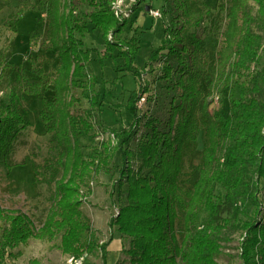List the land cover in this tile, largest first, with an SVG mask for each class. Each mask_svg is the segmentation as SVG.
<instances>
[{"label":"trees","instance_id":"trees-1","mask_svg":"<svg viewBox=\"0 0 264 264\" xmlns=\"http://www.w3.org/2000/svg\"><path fill=\"white\" fill-rule=\"evenodd\" d=\"M165 1L173 7L174 17L150 62L162 64L159 80L165 82L168 106L161 114L149 109L139 116V102L149 92L147 85H140L129 100L128 110L135 117L130 130L109 131L116 146L102 144L87 157L80 134L90 125L72 113L76 99L70 96L72 90L96 83L84 80L92 56L84 39L93 25L107 51L118 49L127 72L141 82L143 72L136 66L139 46L115 39L124 33L128 19L116 17L114 0H34L31 6L30 0H21L22 8L9 15L6 25L18 33L24 11L38 9V22L48 21L47 40L60 65L56 77L31 70L34 80L19 67L8 102L0 104V163L8 172L27 164L12 161L16 142L30 126L21 113L19 94L52 91V98H42L39 118L52 135L55 157L43 169L53 179L61 178L55 183L54 204L38 229L27 214L0 206V264L17 260L21 253L16 250L32 239L52 243L65 256L104 252L83 207L93 194L94 175H112L117 152L125 200L109 225L130 242L126 251L130 264H221L226 215L239 210L249 215L241 223V264H264V207L259 196L264 184V71L253 69L260 59L261 37L250 11L251 3L257 4L258 20L264 25V0H224L215 14L201 0ZM82 6L91 12L79 13ZM220 12H226L222 21ZM35 35L37 31L30 32V41ZM208 36L219 37L215 53L206 48ZM5 60L0 52V81ZM226 91L227 116L212 108L216 98L218 105L223 102ZM201 132L206 139L196 167L198 178L187 187L182 183L186 160L195 154ZM139 134L137 151L125 147ZM134 157L140 162L138 170L132 165ZM32 166L37 176L38 166ZM180 215L181 241L175 229Z\"/></svg>","mask_w":264,"mask_h":264},{"label":"rangeland","instance_id":"rangeland-1","mask_svg":"<svg viewBox=\"0 0 264 264\" xmlns=\"http://www.w3.org/2000/svg\"><path fill=\"white\" fill-rule=\"evenodd\" d=\"M224 0H201L213 14L218 13ZM34 0H30V6ZM21 0H0V52L5 54V68L2 70L4 78L0 81V104L8 102L11 90L17 84L19 67L22 66L27 71V76L35 79L31 75V70L42 69L46 74L52 77L57 76L60 60L56 53L50 49L47 40L48 21L38 22L41 18V12L30 11L29 7L24 11V17L19 22L18 33H13L6 25L9 15L22 8ZM147 7L158 10L162 17L152 18ZM259 6L251 3L250 11L255 17L254 30L260 35V59L258 64L253 66L256 71H264V25L258 20ZM91 12L88 7L82 6L79 13ZM221 13V12H220ZM28 14L31 15L35 22L28 20ZM226 12H222L219 20L222 21ZM26 16V17H25ZM174 17L173 7L165 0H136L129 5L127 12L128 23L124 33L116 37L118 40H130L139 46L136 66L143 72L141 82H138L134 76L127 72L125 61L119 57V50L113 52L107 51V46L102 34L94 26L89 24V33L84 39L86 48L92 50L91 61L86 68L85 73L88 75L85 81H95L92 87L88 86L71 91L70 96L76 99L71 111L75 116H81L87 120L90 125L88 132L83 131L80 134V144L84 147V154L87 157L94 149L102 147V144L116 146V140L109 131H128L132 127L135 117L128 110L129 100L134 91H138L140 85L148 86L149 92L144 97L153 98L139 104V116H143L147 110L153 112H164L168 106V95L164 88L165 82L159 80L161 76L160 63H151L150 57L152 52L160 47L164 36L165 27L169 26ZM31 31H37L34 39L30 41L29 34ZM109 39H113L112 36ZM206 48L215 53L219 47V37L208 36L206 38ZM206 83L203 84L205 89ZM21 113L29 122L30 126L21 134L15 145V152L12 161L21 164L26 161V166L15 167L8 172L0 163V206L5 210H17L27 214L36 229L40 228L51 207L55 201V183L53 179L44 172L43 166L49 159L55 157L53 145L51 142L52 135L48 134L40 121L39 113L41 101L45 96L53 97L52 91H46L38 96H29L20 93ZM237 95V93H236ZM223 102L218 105L216 98L212 108L220 109L225 116L229 113L228 92L223 95ZM161 111V112H160ZM139 134L128 143L125 147H130L137 151L141 143ZM205 132H201L198 137V146L194 155L187 158L185 164V173L182 177V183L190 187L197 178L198 172L196 167L199 165L202 151L205 143ZM33 164L38 166V175L36 176ZM132 165L135 170L140 167L137 157H134ZM122 168L121 153L115 154L113 173L106 175L100 173L94 175L91 180V188L94 196L88 198L83 207V211L91 216L92 213L100 212L101 209H110V220L117 214L125 200L126 186L120 185V169ZM260 199L264 207V184L260 188ZM105 197V199H104ZM106 200V201H105ZM105 201V202H104ZM229 223L223 230V249L218 257L221 264H241L239 258V242L243 233L241 223L248 219L249 215L240 213V210L226 215ZM2 223L0 222V227ZM184 223L182 216L176 221L175 229L178 240L181 241V233ZM99 239H103L99 237ZM106 241V240H105ZM32 243L27 246L26 254L28 259L23 261L20 256L15 261H9L6 264H29V259L35 257L40 264H65V260L70 255H63L57 250L52 243L41 242L32 239ZM126 250L120 264H130L131 257L126 253L130 248V242L125 241ZM101 255L102 253L99 252ZM88 255H86L87 257ZM101 264L103 261L100 257ZM91 260H86L85 264Z\"/></svg>","mask_w":264,"mask_h":264},{"label":"crops","instance_id":"crops-1","mask_svg":"<svg viewBox=\"0 0 264 264\" xmlns=\"http://www.w3.org/2000/svg\"><path fill=\"white\" fill-rule=\"evenodd\" d=\"M27 16L30 22L32 21L35 22V19H32L30 14H28ZM93 196L94 193L92 194V197ZM109 212L110 209L108 210V208H104L101 209L100 212L92 213L91 216H89V218L91 219L93 229L97 231L98 238L99 237L103 238V239H99L100 244L105 245L104 252L101 249H98L86 257V260L87 258L88 260H91L89 263L101 264L100 257L102 256L103 258L102 264H119V262L123 257V252L126 250L125 240L117 232V227L111 228L109 225L110 223ZM31 241H29L28 245L21 246L19 249L16 250V252L19 251L21 253V257L23 258V261H26V259H28L26 250L28 248L27 246H29L32 243ZM99 252H101L102 254L100 255ZM31 260H36V258L32 257L29 259V261Z\"/></svg>","mask_w":264,"mask_h":264},{"label":"built area","instance_id":"built-area-1","mask_svg":"<svg viewBox=\"0 0 264 264\" xmlns=\"http://www.w3.org/2000/svg\"><path fill=\"white\" fill-rule=\"evenodd\" d=\"M134 2H136V0H114L113 11L116 17L119 18L120 20L127 19V12L129 5L133 4ZM148 13L154 19H158L162 17V14L156 9L150 8ZM145 101L146 99L142 98L139 104H142ZM85 262H86V256H82V257L68 256L65 260V264H85Z\"/></svg>","mask_w":264,"mask_h":264},{"label":"water","instance_id":"water-1","mask_svg":"<svg viewBox=\"0 0 264 264\" xmlns=\"http://www.w3.org/2000/svg\"><path fill=\"white\" fill-rule=\"evenodd\" d=\"M147 11H149L150 10V7H147V9H146Z\"/></svg>","mask_w":264,"mask_h":264}]
</instances>
